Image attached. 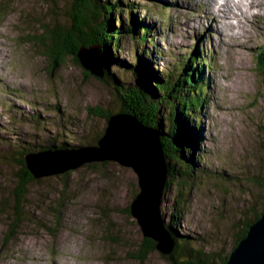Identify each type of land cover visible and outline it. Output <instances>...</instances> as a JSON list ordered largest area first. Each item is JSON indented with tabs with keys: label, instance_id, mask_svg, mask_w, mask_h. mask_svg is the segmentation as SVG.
<instances>
[{
	"label": "rangeland",
	"instance_id": "obj_1",
	"mask_svg": "<svg viewBox=\"0 0 264 264\" xmlns=\"http://www.w3.org/2000/svg\"><path fill=\"white\" fill-rule=\"evenodd\" d=\"M155 1L161 4L140 0L148 7L136 13L158 24L156 65L166 71L177 57L193 53L196 44L210 62L204 66L208 94L204 106L197 107L203 137L199 151L209 173L186 187L189 200L179 231L200 240L198 246L205 251L227 255L254 209L264 203V187L257 178L264 177V73L255 56L264 45V0L261 12H255L258 18L231 21L240 30L232 39L224 23L211 24L208 0ZM68 5L69 0H0V43L5 49L0 56V126L9 130L8 138L44 143L59 131L62 139L67 134L75 138L76 145H94L106 122L90 115L88 107L118 108L110 102L108 87L94 76L85 77L71 56L54 66L45 46L29 39L41 32L39 19L53 22L50 9L58 11L61 22ZM218 5L214 3L215 16L220 14ZM129 49L135 52L131 38L120 59L134 62ZM229 55L232 60H227ZM115 70L120 72V67ZM126 79L132 80L128 75ZM11 103L17 109L10 111ZM34 106H40V121L52 125L32 122ZM56 107L69 113L72 123L55 120L61 118ZM93 163L99 164L98 170ZM93 163L39 177L28 187L23 219L15 228L12 194L19 170L14 162H0V264H167L157 250L138 256L144 236L130 209L137 191L133 169L112 161ZM177 191L165 190L166 219L173 214ZM29 246L41 250L30 255Z\"/></svg>",
	"mask_w": 264,
	"mask_h": 264
},
{
	"label": "trees",
	"instance_id": "obj_2",
	"mask_svg": "<svg viewBox=\"0 0 264 264\" xmlns=\"http://www.w3.org/2000/svg\"><path fill=\"white\" fill-rule=\"evenodd\" d=\"M154 2L161 4L155 0ZM144 6L147 5L140 4V0H69L61 22L57 19L58 11L50 9L48 16L51 15L53 22L36 20L40 24L41 32L29 39H34L37 44L45 46L44 54L50 58L54 66L58 64L59 59L63 60L64 57L71 56L81 67L78 59L79 49L91 45L101 47L106 83L112 91L114 90V104L118 107V111L131 113L143 124L156 128L165 146L170 169L165 190L172 187L178 190L172 206L173 214L166 219L165 213L162 212L165 225L176 240L173 252L170 255H163L165 261L167 264H217L218 260L219 264H224L229 254L218 255L213 251L207 252L198 246L200 240L179 231L181 212L185 211L189 200L186 187H190L193 180L203 173H209V169L204 167L199 151L201 150L200 140H203L199 108L204 106L208 94L209 80L204 66L210 67V62L206 61L202 46L196 44L197 48L194 47L196 49L193 53L189 51V54L177 57L179 59L166 71L161 70L155 62L158 53V44L155 42L158 24L146 21L136 13ZM130 38L133 40L135 49L134 53L129 49L132 52L131 60L134 62L120 59V52L125 49L127 40ZM255 56L261 72L264 73V45L256 49ZM114 67H120V72L114 71ZM83 73L85 77H88L84 70ZM127 75L132 80L126 79ZM39 107L34 106L36 115L32 117L33 119L31 118L32 122L52 125L49 120L40 121L44 120V117L38 110ZM8 109L12 111L17 107L11 103ZM53 110L61 117L54 116L55 120H66V123H72L69 113L59 110L58 107ZM88 112L90 115L105 119L112 113L99 105L94 108L88 107ZM57 125L54 124L56 129H58ZM1 128L5 129L0 126V162H14L19 170L15 175L17 182L12 194L15 206V219L12 226L17 228L20 220L23 219L22 206L28 196V187L38 180L27 169L26 156L29 153L45 151L75 150L83 145L82 143L74 144L75 138L69 134L62 139L59 131L51 135L50 139H45L44 143L24 141L19 137L14 140L8 138L11 134L9 130L5 129L7 132L3 133ZM48 131L50 133V130ZM98 138L97 136L93 140L94 143H97ZM5 143L10 144L9 148L2 147ZM98 165L93 163L91 167L98 170ZM255 178L254 182L258 178L264 187V177ZM6 200H9V197ZM263 211L264 203L260 209H254L253 217L245 223L231 251L245 237L249 226L260 217ZM154 251H156V242L143 237L138 256L143 257L144 254Z\"/></svg>",
	"mask_w": 264,
	"mask_h": 264
},
{
	"label": "water",
	"instance_id": "obj_3",
	"mask_svg": "<svg viewBox=\"0 0 264 264\" xmlns=\"http://www.w3.org/2000/svg\"><path fill=\"white\" fill-rule=\"evenodd\" d=\"M81 68L88 77L94 76L109 89L114 104V90L106 83L104 56L100 46L81 47L78 52ZM114 106H116L114 104ZM112 111L97 143L74 150L29 153L27 169L36 177L61 174L85 163L112 161L133 169L137 191L130 205L143 236L156 242V250L170 255L176 245L174 235L165 225L161 205L169 179L165 146L156 128L143 124L135 115ZM59 153V154H58ZM224 264H264V211L248 229Z\"/></svg>",
	"mask_w": 264,
	"mask_h": 264
},
{
	"label": "bare ground",
	"instance_id": "obj_4",
	"mask_svg": "<svg viewBox=\"0 0 264 264\" xmlns=\"http://www.w3.org/2000/svg\"><path fill=\"white\" fill-rule=\"evenodd\" d=\"M220 1H221V4L219 3ZM208 2L211 5L210 8L208 9L211 10V16L213 17L211 24L215 23V20H216L215 27L216 25L219 26L220 22L224 23L226 32H229L231 34L230 39H232L233 36H238L239 35L238 33L240 32L238 27H236L235 24L231 23V21H234V22H236L237 20L243 21L245 18H250V17H251V20L256 19L258 17L256 16L255 12L260 13L261 12L260 10L262 8L261 0H208ZM214 3L216 5L219 4L218 7L220 10V14L218 16H215L214 14V12L218 9V8H215ZM202 13H203V10L199 12L200 17L202 16ZM234 19H237V20H234ZM247 29H249L248 26H247ZM4 51L5 49L2 48V45L0 43V56L4 53ZM227 57H229L227 60H232L233 58L232 55H229ZM238 76L242 77V75H238ZM27 249H30L28 253L30 255H35L38 253V251L41 250V248L33 250L31 246H29ZM36 263H38V261Z\"/></svg>",
	"mask_w": 264,
	"mask_h": 264
}]
</instances>
